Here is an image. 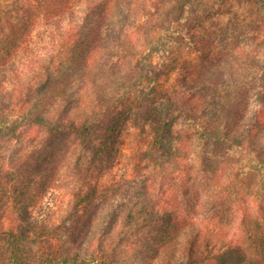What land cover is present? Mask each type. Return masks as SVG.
Here are the masks:
<instances>
[{"label":"trees","instance_id":"obj_1","mask_svg":"<svg viewBox=\"0 0 264 264\" xmlns=\"http://www.w3.org/2000/svg\"><path fill=\"white\" fill-rule=\"evenodd\" d=\"M258 3L264 12V4ZM188 4V0H2L0 131H14L24 121L27 128L17 139H29L3 171L9 179L19 178L20 185L8 186L18 194L38 178L26 169L41 173L39 196L45 198L40 205L43 216L28 219L26 226L3 229L0 220V256L6 245L5 264L77 262L70 254L76 252L79 235L73 234L72 242L63 240L69 244L66 253L52 257L32 251L28 243L43 239V232L55 234L51 227L77 225L79 208L95 183L90 170L100 162L107 164L104 174L110 182H118L106 189V181H100L101 203H108L107 192L112 199L125 182L135 183L140 175L135 183L139 195L135 193L136 201L119 202L126 207L124 218L106 210L98 223L93 218L87 221L84 227L95 226L86 247H93V252L78 259L79 264H111L103 253L108 241L119 235V227L144 214L168 217L156 243L148 247L144 238L135 239L150 251L148 264L213 260L226 264L235 263L236 257L247 258L244 264H264V46L260 53L239 48L235 54H203L210 42L191 32L198 19L185 16ZM258 35L264 39V26ZM242 65L245 71L260 72L259 83L221 93L222 75ZM180 115L186 124L175 127ZM130 116L135 122L131 127L140 136L131 142L132 158L119 172L113 171L110 151L125 141L118 139ZM146 124L150 139L142 136ZM146 144L151 151L138 156ZM193 149L198 150L199 162L194 177ZM153 151H159L163 161L151 163ZM41 159L47 160L42 168ZM166 163L173 169L157 181L128 171L129 164L145 171ZM199 174L208 178L203 187L213 206L218 198L232 196L246 241L228 237L217 221L200 215ZM54 213L61 222H52ZM244 243L242 253L239 246ZM143 260L147 264L148 259Z\"/></svg>","mask_w":264,"mask_h":264},{"label":"rangeland","instance_id":"obj_2","mask_svg":"<svg viewBox=\"0 0 264 264\" xmlns=\"http://www.w3.org/2000/svg\"><path fill=\"white\" fill-rule=\"evenodd\" d=\"M258 2L264 4V0H188L189 6L186 10L187 12L185 13V16L197 17L198 19L197 22L196 20H193L194 24L192 25V28H190L191 32L195 33L194 35L200 37L201 40L210 42V44L205 43L206 48L205 50H202V53L206 54L208 52L211 56L216 55L215 53L235 54L236 50L239 48H245L256 53L262 52L264 39L261 35H258V30H263L264 12L262 10L260 11L259 7L262 4H259ZM0 4H2V0H0ZM260 19L263 20L259 25L258 21ZM177 51L178 48L175 49V52ZM259 73L260 72L252 69L245 71L244 65L239 67L238 70H234L232 73L225 71L221 77L220 91L221 93H224V91L226 92L227 90L235 91L236 87L240 86L247 88L253 86L259 83L257 80L260 75ZM172 79H174V76H172L168 81H171ZM250 96L251 94H249V97ZM253 103L254 106L257 105L256 101H251V105ZM131 121L134 122V118L130 116L123 124L124 130H122V137L118 139V141H121L122 138L125 137V141L122 144L120 143L118 145H113L110 151V164L113 166L111 167L113 171L119 172L121 170V164L128 163V161L134 155L133 150L135 149L134 146L131 145V142L138 140L140 133L137 135L138 131H135L131 127ZM22 123L23 124L16 126L14 131H0V215H2L0 220L3 223V229H7L10 226L15 225L19 227L22 225L26 226V221L28 219L31 218L33 220H37V216H43V211L41 210L40 205L43 203L45 198L42 200V198L39 196L41 194V188L39 187V182L37 181L41 173L32 172L29 168L26 169L25 173H33V175L38 178L35 180L36 183L33 182L32 185H30L29 190H27L25 193L23 192L22 194H18L14 193L11 189L12 187L9 188L8 186L20 185L19 178L9 179V175L3 171L7 168L10 160L15 156V150L17 148L20 149V146L29 140L26 138L21 141L17 139V135H19L20 131H23L28 125L27 122L23 121ZM185 124L186 119L181 115L178 116L174 122L175 127H182ZM128 131L129 133H127ZM142 136L150 139L149 124L145 125L142 131ZM145 146L147 149H144L141 154H138V156L151 151L149 144H146ZM197 152V149H193L190 153V165L193 172V177L194 172L196 173V171L199 169ZM151 157V163H159L164 159V156L159 151H153L151 153ZM46 161L47 160L41 159L38 162L41 168L45 166L43 163H46ZM106 165V163L100 162L98 164H94L90 170V178H92L95 183L92 187L91 196L86 201L85 206L79 208L80 210L75 221L77 225H63L60 228H56L55 226L51 227L55 234L43 232L44 236L40 241L35 243L29 241L28 246L32 251H42L50 257L56 253H66L65 249L67 246H69V244H64L62 241L65 240L72 242L73 234H76L79 235L80 238H78L75 244L76 246L74 245L76 252L73 253V255L70 254V257H77V262H70L66 264H79L78 259L90 257L93 252L91 251L93 247L89 250H86V247L87 240H89L90 235L92 238L93 233H95V226L92 224L89 228L84 227V225L87 224V221L90 218H93L92 222L94 221V223H98L102 219V215L106 210L110 212H119V217L124 218L126 211L124 208L126 207L120 206L119 202L136 201V194L139 195V192L137 191L136 193L135 183L138 182L142 177L140 175L137 176V179L133 180L135 183L125 182L122 185L121 190L119 192H115V195L112 199V194L107 192L106 195H109V199L108 203L105 205V203L100 202L101 195H103L104 192L100 193L99 184H101V182L105 183L106 181V189L111 187L114 188L118 184L116 181L115 183L110 182V178L106 172L104 174ZM165 165L167 166V169ZM130 166L131 164L128 166V171H134L136 174H143V176L145 175V177H148L147 179L154 181H157L164 172H170L173 169L172 165H167V163L162 164L158 169H153V166H150V170L148 169L145 171H142L141 167ZM136 174L131 175L134 176ZM115 179L117 180L118 177ZM207 180V177L199 174L198 181L196 182L198 184L199 190L197 201L200 205V215L217 221L223 227L222 229L225 231V233L229 235L228 237L239 240L243 239V241H246L244 234L241 233V216L239 214V209L237 205L232 204V196L227 200L225 199V201H220L218 198V204L213 206L208 188L206 189V187H203V185L207 183ZM173 182L174 181H171V183ZM262 185H264V182ZM94 186H98V188L96 189ZM21 187L24 188V185L20 186V188ZM171 187H174V185ZM217 195H221V193H217ZM65 199L67 198L65 197ZM149 201H152V199H149ZM149 201L145 200L144 202L148 203ZM13 207H15L14 210ZM66 207H68V205ZM57 215V213L53 214V223L61 222V219ZM165 218L167 219L168 217L164 215L160 218H152L148 217V214H144L139 216V218L135 221L119 227V229L116 230V233L119 235L111 237L107 243V246L103 250L107 261L111 264H146V262H144L145 260H143L145 257L148 259V264L149 261H151V258H149L151 257L150 251H148V249H146L142 244L137 242L134 243L135 239L138 236L144 238L148 247L156 243L163 223L166 220ZM173 218L174 219L171 220L172 224H174L176 220L175 216H173ZM114 222L115 219L111 217V223ZM30 229H32V226ZM83 230L85 233H80ZM34 231L37 232L38 230L34 228ZM5 248L6 245H3V252ZM245 248V243L239 246V249L242 253L245 251ZM3 252L2 256H0V264H5L6 252ZM98 255L99 254L96 253V257ZM236 258L237 259L235 263L228 261L226 264H244L247 260V258L244 260H241L238 257ZM47 260H49V258H47ZM52 261L55 263V260ZM197 264L218 263L213 260L207 261V263L200 262Z\"/></svg>","mask_w":264,"mask_h":264}]
</instances>
